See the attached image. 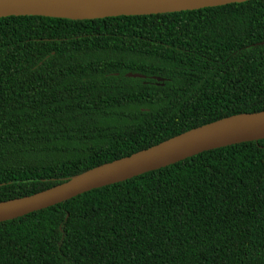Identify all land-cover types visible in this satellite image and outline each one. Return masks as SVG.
Segmentation results:
<instances>
[{"label":"trees","instance_id":"1","mask_svg":"<svg viewBox=\"0 0 264 264\" xmlns=\"http://www.w3.org/2000/svg\"><path fill=\"white\" fill-rule=\"evenodd\" d=\"M262 111L264 0L0 18V202ZM0 264H264V139L2 222Z\"/></svg>","mask_w":264,"mask_h":264},{"label":"water","instance_id":"2","mask_svg":"<svg viewBox=\"0 0 264 264\" xmlns=\"http://www.w3.org/2000/svg\"><path fill=\"white\" fill-rule=\"evenodd\" d=\"M252 0H0V18L37 16L71 21L179 13ZM126 78H145L125 74ZM156 83L160 78L152 77ZM264 139V111L196 127L128 157L105 163L27 197L0 202V223L58 205L91 190L124 182L200 153Z\"/></svg>","mask_w":264,"mask_h":264}]
</instances>
